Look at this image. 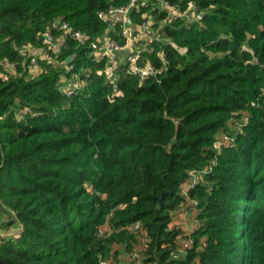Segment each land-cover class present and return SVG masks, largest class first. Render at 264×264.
<instances>
[{
    "label": "trees",
    "instance_id": "obj_1",
    "mask_svg": "<svg viewBox=\"0 0 264 264\" xmlns=\"http://www.w3.org/2000/svg\"><path fill=\"white\" fill-rule=\"evenodd\" d=\"M161 1L203 17L173 20L149 0L142 15L158 40L142 65L165 71L122 74L114 87L89 45L70 41L33 76L21 51L41 48L47 31L59 36L57 22L96 40L106 30L98 14L128 0H0V212L10 217L1 228L20 235L0 240V264H135L134 253L144 264H264V0ZM119 29L111 37L124 45ZM73 72L85 84L67 98L58 82ZM244 117L217 154L218 136ZM191 173L204 178L187 198ZM181 204L198 226L176 260Z\"/></svg>",
    "mask_w": 264,
    "mask_h": 264
},
{
    "label": "built area",
    "instance_id": "obj_2",
    "mask_svg": "<svg viewBox=\"0 0 264 264\" xmlns=\"http://www.w3.org/2000/svg\"><path fill=\"white\" fill-rule=\"evenodd\" d=\"M149 0H128L126 5L120 7H110L108 10L102 11L98 14L99 19L106 25L105 33L96 40H90L89 36L82 33L79 30L74 29L67 22H57L54 27L60 33L59 36H55L51 31H47L42 35V46L39 49H33L26 46L21 51V56L24 59L25 64L28 67L30 75H36L40 72L41 62H54V56L60 53L62 50L69 49V42L75 41L81 45H89L92 53L91 56L96 61H106L107 70L106 75L108 82L116 87L122 74L128 76H136L140 81H144L150 77H159L165 71V67L157 68L151 63L147 62L142 65L144 60V55L149 53L153 54V44L158 40L157 34L153 28L154 21L149 14L142 15V7H146ZM159 1V9L162 11H167L170 13V18L185 19L187 22H197L201 21L203 13L197 8H192L190 14H182L177 12L174 7L169 4ZM133 14L142 15V22L138 25L133 22ZM117 25L120 27L119 36L125 41L124 45H120L119 42L113 40L111 37L112 33L115 32ZM128 51V56L125 59L123 65H120V58L118 56L119 52ZM74 57L75 56H71ZM70 58V57H69ZM67 61V60H66ZM73 63V61H72ZM66 64L69 72L73 71L74 65ZM6 68L15 71V66L9 63L4 65ZM2 80H7V75H1ZM84 81L79 73L73 72L71 79L66 80L61 78L58 82V88L61 93L66 95L67 98L74 97L78 92L82 91L84 88ZM248 119L244 117L242 121H235L232 126V133L222 132L214 143V150L217 154H220L225 148L233 147L235 144V135L242 132V127ZM204 178V173H191L190 180L185 185L182 193L188 198V193L190 190L194 189ZM189 204L191 207H195L197 203L190 200ZM188 204H181L174 213L176 216L187 217ZM196 212L195 210H191ZM193 225L189 226L185 230V240L183 248L180 252L173 255L174 259H180L181 255L185 253L188 249L193 248L194 241L192 235L197 229L198 221L196 220V213H193ZM16 218V215H14ZM132 232L138 233L141 231V225L135 224L131 227ZM10 236L14 238H19L20 235L16 228L10 229L6 236L0 237V240H4ZM106 228L100 230V237L105 238ZM144 242L149 243V239L144 237ZM131 260L135 264H144L140 260V256L136 253L131 255ZM103 264H108L104 262Z\"/></svg>",
    "mask_w": 264,
    "mask_h": 264
},
{
    "label": "crops",
    "instance_id": "obj_3",
    "mask_svg": "<svg viewBox=\"0 0 264 264\" xmlns=\"http://www.w3.org/2000/svg\"><path fill=\"white\" fill-rule=\"evenodd\" d=\"M11 72H13V71L11 70ZM193 213H195V212L189 210L188 211V216L186 218L182 217L181 215L180 216H176L174 218V220H173V224L172 225H174V226H176L178 228H181L185 232L186 228H188L189 226L193 225V218H194ZM189 220H191V221L188 223Z\"/></svg>",
    "mask_w": 264,
    "mask_h": 264
},
{
    "label": "rangeland",
    "instance_id": "obj_4",
    "mask_svg": "<svg viewBox=\"0 0 264 264\" xmlns=\"http://www.w3.org/2000/svg\"><path fill=\"white\" fill-rule=\"evenodd\" d=\"M10 217L8 215H6V213L4 212H1L0 213V237H4L6 236V233L9 232V230H3L1 227L3 226L4 223H7L9 221ZM187 220V219H186ZM191 220L188 221V223L190 222ZM2 225V226H1Z\"/></svg>",
    "mask_w": 264,
    "mask_h": 264
},
{
    "label": "water",
    "instance_id": "obj_5",
    "mask_svg": "<svg viewBox=\"0 0 264 264\" xmlns=\"http://www.w3.org/2000/svg\"><path fill=\"white\" fill-rule=\"evenodd\" d=\"M233 45H234L236 48H239V46L236 45L235 43H233ZM118 56H119V58H120V60H121L120 65H123L124 62H125V59H126L127 56H128V51L119 52V53H118ZM73 60H74V57H70V58H68L67 61H66V64H68V65L71 64ZM0 77H1V76H0Z\"/></svg>",
    "mask_w": 264,
    "mask_h": 264
}]
</instances>
